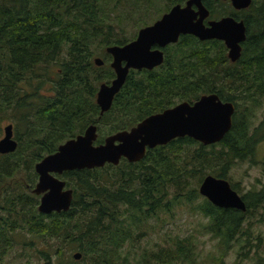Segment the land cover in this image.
I'll use <instances>...</instances> for the list:
<instances>
[{
    "label": "trees",
    "instance_id": "1",
    "mask_svg": "<svg viewBox=\"0 0 264 264\" xmlns=\"http://www.w3.org/2000/svg\"><path fill=\"white\" fill-rule=\"evenodd\" d=\"M166 1L168 11L187 0ZM204 3L208 19L230 15L245 22L241 57L233 62L222 40L181 35L162 48L165 59L159 67L131 69L112 107L101 114L95 100L98 84L112 82L116 73L104 59L103 65L96 64V50L131 41L117 35L110 20L115 9L108 1L0 0V137L2 120L13 118L15 125L9 124L18 141L15 151L0 154V188L9 214L0 218L2 251L13 245L19 230L57 240L60 246H53V254L58 264L195 262L196 248L187 237L157 250H138L141 238L159 227L155 220L163 222L185 207L206 218L203 227L224 245L248 235V216L264 208V182L242 194L245 211L216 206L199 187L211 174L228 179L240 193V183L229 176L232 167L238 161L257 163V148L264 142V119L254 122L264 107V0H253L242 10L229 0ZM210 93L236 108L232 128L220 142L205 145L190 136L177 137L148 149L137 162L123 158L117 165L66 171L60 177L74 191L70 209L50 216L38 211L30 192L37 182L34 167L60 144L91 124L98 126L96 143H103L151 114ZM105 129L108 133L101 135ZM22 169L29 186L8 180ZM67 250L81 258L73 254L64 262ZM42 253L44 264H52L55 256Z\"/></svg>",
    "mask_w": 264,
    "mask_h": 264
},
{
    "label": "water",
    "instance_id": "2",
    "mask_svg": "<svg viewBox=\"0 0 264 264\" xmlns=\"http://www.w3.org/2000/svg\"><path fill=\"white\" fill-rule=\"evenodd\" d=\"M229 1L236 10H242L248 8L253 0ZM209 15L210 10L204 0H187L184 5L172 6L153 24L142 27L132 41L125 45L108 46L106 51L113 58L111 67L116 77L111 83L105 82L99 87L97 103L101 114L112 107L130 69H153L160 65L165 59L162 48L176 43L181 35L191 34L203 41L222 40L228 48L229 58L237 61L242 54V42L247 37L245 22L230 15L207 20ZM95 62L98 65L104 63L100 57ZM235 109L233 102L223 101L216 93L203 94L193 103L182 101L151 114L130 129L108 135L100 144L96 143L98 126L89 125L83 133L63 142L56 152L36 164L39 181L34 192L43 193L39 210L43 213L68 211L72 205L73 189L54 174L102 167L108 163L117 165L123 158L137 162L148 149L177 137L190 136L205 145L220 142L232 128ZM17 146L13 125L8 124L0 140V153L13 152ZM199 191L216 206L242 211L247 209L242 195L228 179L207 175ZM74 258L79 260L81 253H75Z\"/></svg>",
    "mask_w": 264,
    "mask_h": 264
},
{
    "label": "rangeland",
    "instance_id": "3",
    "mask_svg": "<svg viewBox=\"0 0 264 264\" xmlns=\"http://www.w3.org/2000/svg\"><path fill=\"white\" fill-rule=\"evenodd\" d=\"M107 1L109 6L115 9V13L110 16V20L116 26L117 35L131 41L137 37L138 31L142 27L153 24L167 12L165 10L166 0ZM106 47L103 46L101 50H96L94 57L104 59L107 67L110 66L113 58L107 56ZM99 85L101 84L99 83L98 87H100ZM8 114L13 115V112L9 111ZM263 119L264 107L257 113L254 122L259 124ZM9 123L15 125L13 118L2 120L3 131L1 137L4 135V126L6 127ZM105 131L102 130L101 135L108 133V130L105 129ZM257 149L256 159L259 163L260 160H264V142L260 143ZM257 163H251L248 160L238 161L232 167L229 176L232 181L240 183L241 195L250 189H258L261 187V183L264 182L261 165ZM13 177L8 178L12 183H23L24 185L29 182L28 172L24 169ZM248 217V227L246 224V228H244L246 231L249 229L248 235L238 236L227 246L220 242V237L203 227L207 224L206 218L185 207L176 211L174 217L171 215L165 216L163 222L155 220L153 223L160 224L159 227L153 233L141 238L138 250L139 252H145L147 248L157 250L161 246L168 247L173 244L177 237H187L192 239V243L196 248L195 262L191 259L185 260L183 264H264V208L252 212ZM54 245L56 247L60 246L55 239H42L18 230L13 233V245L5 251L0 249V264H44V253L42 252L47 251L55 256L52 264H58L59 259L56 257V253L53 254L55 252L53 251ZM73 254L74 252L65 251L63 261H71Z\"/></svg>",
    "mask_w": 264,
    "mask_h": 264
},
{
    "label": "flooded vegetation",
    "instance_id": "4",
    "mask_svg": "<svg viewBox=\"0 0 264 264\" xmlns=\"http://www.w3.org/2000/svg\"><path fill=\"white\" fill-rule=\"evenodd\" d=\"M207 20H209V19H207ZM199 39V38H198ZM163 50V49H162ZM164 52V51H163ZM164 55H165V52H164ZM161 64H163V63H161ZM160 64V65H161ZM103 65V64H102ZM160 65H158V66H156V67H159ZM156 67H154V68H156ZM153 68V69H154ZM133 69V68H132ZM143 69V68H142ZM131 70V69H130ZM137 70H141V69H137ZM130 72V71H129ZM175 106V105H174ZM140 122V121H139ZM138 122V123H139ZM132 128V127H131ZM4 135H5V127H4ZM4 135H3V137H4ZM3 137H1V138H3ZM1 138H0V140H1ZM18 142V141H17ZM9 153H11V152H9ZM9 153H0V154H2V155H4V156H6L7 154H9ZM42 160V159H41ZM40 160V161H41ZM39 162V161H38ZM37 162V163H38ZM36 163V164H37ZM36 164H35V167H34V169H35V172H36V176H37V182L35 183V186L33 187V188H31L30 189V192L33 194V196H31L34 200H35V204H36V208L38 209V211L39 212H41L40 210H39V206H40V203H41V199H42V196H43V193L42 194H37V193H35L34 192V189H35V187H36V185H37V183H38V181H39V174L37 173V171H36ZM66 172V171H65ZM54 175H56V176H58V177H60L61 175H58V174H54ZM61 178V177H60ZM62 179V178H61ZM66 181V180H65ZM24 185H27V186H29V184L28 183H26V184H24ZM67 187H68V185H67ZM5 201V195H4V189H2V188H0V218H3V216L2 215H4V216H6V215H9L8 213H6V211H7V209H4V206H3V202ZM62 212V211H61ZM41 213H43V212H41ZM53 213H60V212H57V211H52V212H48V213H43V214H45L46 216H50V215H52Z\"/></svg>",
    "mask_w": 264,
    "mask_h": 264
}]
</instances>
